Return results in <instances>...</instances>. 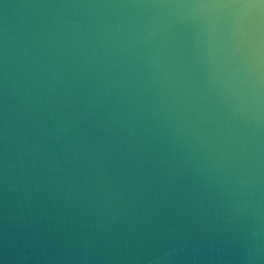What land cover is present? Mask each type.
<instances>
[{
  "label": "water",
  "instance_id": "obj_1",
  "mask_svg": "<svg viewBox=\"0 0 264 264\" xmlns=\"http://www.w3.org/2000/svg\"><path fill=\"white\" fill-rule=\"evenodd\" d=\"M0 264H264V0H0Z\"/></svg>",
  "mask_w": 264,
  "mask_h": 264
}]
</instances>
